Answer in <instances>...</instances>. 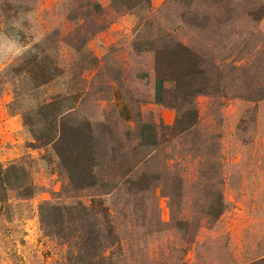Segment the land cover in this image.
Returning a JSON list of instances; mask_svg holds the SVG:
<instances>
[{
  "label": "rangeland",
  "instance_id": "obj_1",
  "mask_svg": "<svg viewBox=\"0 0 264 264\" xmlns=\"http://www.w3.org/2000/svg\"><path fill=\"white\" fill-rule=\"evenodd\" d=\"M0 264H264V0H0Z\"/></svg>",
  "mask_w": 264,
  "mask_h": 264
},
{
  "label": "crops",
  "instance_id": "obj_2",
  "mask_svg": "<svg viewBox=\"0 0 264 264\" xmlns=\"http://www.w3.org/2000/svg\"><path fill=\"white\" fill-rule=\"evenodd\" d=\"M163 88L154 74L148 73L146 78L136 83L131 98L122 92L116 94L112 102L118 120L123 124H133L137 112L143 118L149 117V111L153 112L154 120H167L170 114L163 106ZM143 122L145 124L146 121L143 119Z\"/></svg>",
  "mask_w": 264,
  "mask_h": 264
}]
</instances>
